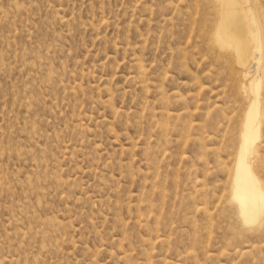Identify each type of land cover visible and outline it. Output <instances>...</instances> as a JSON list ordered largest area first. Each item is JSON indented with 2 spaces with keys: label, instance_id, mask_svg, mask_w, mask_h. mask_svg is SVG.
<instances>
[{
  "label": "rangeland",
  "instance_id": "1",
  "mask_svg": "<svg viewBox=\"0 0 264 264\" xmlns=\"http://www.w3.org/2000/svg\"><path fill=\"white\" fill-rule=\"evenodd\" d=\"M216 7L0 0V264H264L228 204L248 101Z\"/></svg>",
  "mask_w": 264,
  "mask_h": 264
},
{
  "label": "bare ground",
  "instance_id": "2",
  "mask_svg": "<svg viewBox=\"0 0 264 264\" xmlns=\"http://www.w3.org/2000/svg\"><path fill=\"white\" fill-rule=\"evenodd\" d=\"M215 2L216 24L214 33L211 30L213 37L209 38L213 46L228 54L232 66L235 63L244 70L240 80L242 90L240 91L248 101L238 131L239 146L237 145L238 151L230 176L228 204L232 205L236 218L243 227H260L264 223V183L258 179L254 167L260 162L258 147H260L261 125L264 118L261 94L264 85L262 86L260 76H257L264 67V29L261 21L263 16L260 17L261 7L257 5L260 1L257 3V0H215ZM261 12L263 13V8ZM220 56L222 58L225 55ZM232 66L230 70H233ZM261 72L264 75V72ZM251 74L255 76L249 77Z\"/></svg>",
  "mask_w": 264,
  "mask_h": 264
}]
</instances>
